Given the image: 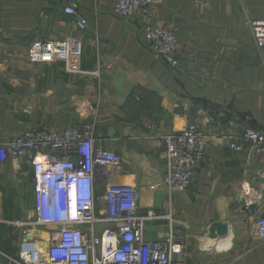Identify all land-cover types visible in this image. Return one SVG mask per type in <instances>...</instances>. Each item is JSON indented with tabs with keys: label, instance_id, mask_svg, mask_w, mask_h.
Returning a JSON list of instances; mask_svg holds the SVG:
<instances>
[{
	"label": "crops",
	"instance_id": "1",
	"mask_svg": "<svg viewBox=\"0 0 264 264\" xmlns=\"http://www.w3.org/2000/svg\"><path fill=\"white\" fill-rule=\"evenodd\" d=\"M69 1L0 0V141L30 128L89 122L94 146L121 158L118 167L97 168L94 195L108 183L134 185L140 213L155 214L147 240L182 232L184 264H264V239L256 234L264 154L249 156L247 142L233 150L229 137L248 126L264 132V55L246 24L264 16V0H164L151 7V25L172 19L178 26L175 69L155 57L138 15L114 16L112 0H79L76 10L87 20L80 30L64 12ZM64 38L74 41L67 62L27 60L35 39ZM145 120L160 134L191 122L207 134L205 160L184 191L162 183L164 152L152 146ZM213 222L227 224L228 234L211 238ZM107 226L99 223L97 233ZM50 231L37 221L29 163H0V264H9L21 243L37 242L43 252Z\"/></svg>",
	"mask_w": 264,
	"mask_h": 264
},
{
	"label": "built area",
	"instance_id": "2",
	"mask_svg": "<svg viewBox=\"0 0 264 264\" xmlns=\"http://www.w3.org/2000/svg\"><path fill=\"white\" fill-rule=\"evenodd\" d=\"M164 0H112L113 14L128 19L138 15L145 37L157 59L170 68L179 67L177 32L174 20L163 26L148 22L149 9ZM79 0H70L64 12L83 30L87 20L78 13ZM255 47L264 55V16L246 20ZM74 47L70 38L35 39L27 50L31 63L67 62ZM152 146L162 149L165 171L162 183L169 192L184 191L191 183L195 166L205 160L207 134L196 123L178 131L160 134L150 120L143 122ZM230 148L239 151L249 144L248 154H264V132L245 127ZM240 139L243 140L240 142ZM92 125L78 122L62 130L27 129L23 134L0 141V163L23 158L32 173L37 221L51 226L44 253L37 242L21 243L9 264H184L185 235L173 229L155 240H147L146 223L155 214L139 211L137 188L130 183H108L102 196L94 195V175L98 167H118L121 158L113 151L94 146ZM58 205V211L54 209ZM99 223L108 226L100 234ZM87 226L89 231L83 227ZM256 234L264 239V218L256 221Z\"/></svg>",
	"mask_w": 264,
	"mask_h": 264
},
{
	"label": "water",
	"instance_id": "3",
	"mask_svg": "<svg viewBox=\"0 0 264 264\" xmlns=\"http://www.w3.org/2000/svg\"><path fill=\"white\" fill-rule=\"evenodd\" d=\"M260 218H264V212ZM208 234L211 238H222L228 234V226L222 222H213L209 228Z\"/></svg>",
	"mask_w": 264,
	"mask_h": 264
},
{
	"label": "bare ground",
	"instance_id": "4",
	"mask_svg": "<svg viewBox=\"0 0 264 264\" xmlns=\"http://www.w3.org/2000/svg\"><path fill=\"white\" fill-rule=\"evenodd\" d=\"M48 237V236H47ZM44 251H45V248H44ZM44 251H43V253H44Z\"/></svg>",
	"mask_w": 264,
	"mask_h": 264
}]
</instances>
